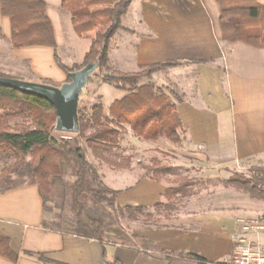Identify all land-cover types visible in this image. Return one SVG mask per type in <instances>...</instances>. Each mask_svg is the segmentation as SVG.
<instances>
[{"label": "crops", "instance_id": "0c3cea01", "mask_svg": "<svg viewBox=\"0 0 264 264\" xmlns=\"http://www.w3.org/2000/svg\"><path fill=\"white\" fill-rule=\"evenodd\" d=\"M44 1L58 54L73 36L84 39L75 32L63 0ZM256 1L264 4V0ZM122 24L110 43L109 63L115 69L137 72L168 59L181 62L154 72L152 79L142 83L162 84L181 97L173 99L184 138L178 144L163 143L166 139L149 141L178 151L207 178L220 175L224 168L264 166V48L223 39L218 1L133 0ZM11 36V22L2 15L0 2V38L11 42ZM12 54L30 60L34 81L58 85L66 80L52 47L24 46L14 48ZM98 171L104 183L118 192L119 206L167 203L166 190L177 186L168 178L153 179L134 167L118 170L106 165ZM231 194L232 201L216 199V208L188 209L170 219L149 222L138 216L136 229L124 232L121 239H109L104 253L97 240L44 228L46 214L39 186L26 182L0 191V235L19 254L15 262L0 255V264H108L105 259L121 264H231L234 235L242 232L241 220L259 214L257 208H242L237 191ZM106 234L110 235L108 229ZM248 237L255 239L251 232ZM24 251L44 253L51 262ZM187 253L205 263L178 256Z\"/></svg>", "mask_w": 264, "mask_h": 264}, {"label": "trees", "instance_id": "16d2710c", "mask_svg": "<svg viewBox=\"0 0 264 264\" xmlns=\"http://www.w3.org/2000/svg\"><path fill=\"white\" fill-rule=\"evenodd\" d=\"M133 0H63L62 7L72 14L75 32L82 36L96 32L89 50L84 57L83 66L96 60L100 61L98 70H106L103 81L125 92V95L113 101L105 112L101 102L90 110H79V131L77 137L56 138L53 130L56 121L55 108L45 99L25 94L10 87L0 85V160L8 162L0 170V191L17 187L23 183L13 179L12 174L31 177L30 183L39 186L44 203V228L71 233L89 240H97L104 249L109 239L106 234L108 224L103 216H93L86 207V200L101 205L103 211H113L118 216L131 220L143 216L153 222L155 213L175 209L174 199L192 194L190 181L175 187H169L165 196L167 203H158L153 207L142 205L119 206L118 192L108 187L97 169L88 161L86 148L101 162L114 169H130L132 156L120 154L121 138L127 127L134 136L144 140L166 139L172 143H181L185 130L173 97H181L172 89L159 87L154 82L142 83L152 79L154 72L181 64L175 59L143 66L137 72H121L109 66L110 43L123 27L122 17L128 11ZM220 7V25L223 39L241 41L248 45L264 48V4L256 0H217ZM3 16L10 19L11 44L15 49L24 46H49L54 50L57 65L66 73L83 66H68L58 54V45L52 22L46 11L44 0H0ZM111 69V72L109 71ZM92 77V76H91ZM16 120V123H12ZM30 156V160H27ZM72 169L75 180L71 184L72 206L75 220L71 231H65L60 223L54 221L53 209L48 210L54 180H61L63 163ZM153 179H161L170 174L172 168L163 166L157 159L151 166L144 167ZM226 186L235 187L264 201V166L250 169V175L234 173L225 179ZM107 208V210H106ZM108 212V211H107ZM44 263L51 262L46 254L24 251ZM0 255L17 261L10 240L0 235ZM205 263L195 254H180ZM108 264H121L117 260H107ZM58 264H65L58 262Z\"/></svg>", "mask_w": 264, "mask_h": 264}, {"label": "rangeland", "instance_id": "374dc122", "mask_svg": "<svg viewBox=\"0 0 264 264\" xmlns=\"http://www.w3.org/2000/svg\"><path fill=\"white\" fill-rule=\"evenodd\" d=\"M68 13L72 17V14L69 11ZM95 35L96 32L94 31L80 36L84 39H79L74 36L70 38V44L67 46L69 48L66 47L64 49L62 47L59 49V54L62 60L66 64H70L69 66H83L84 57L86 54L85 52L89 50L91 42L95 38ZM13 51L14 48L12 47L11 42L6 41V39L4 38H0V75L12 76L26 80H34L33 78H35L36 75L32 71L30 60L19 58L13 55ZM68 55L70 56L69 58ZM109 66L112 70H115V68L112 67L110 63ZM111 69L109 70L110 72ZM107 70L108 69L103 71L97 70V72L92 75L83 92L81 93L79 110H90L96 103L101 102L104 105L106 111L107 107L110 106L113 101L122 98L125 93L124 91L117 89L113 85L103 81V75L104 73H106ZM145 80L146 79L142 81ZM42 82L47 81L44 80ZM161 86L163 85L160 84V87ZM162 88H165V86H163ZM12 123H16V120H12ZM53 135L56 138L77 137L76 132L74 133L59 131L55 129V127L53 130ZM163 143L172 142L168 141ZM80 144L86 150V156L88 161L97 169V171L107 165L106 163H103L99 159H97L93 155V153L86 148V144L84 141H80ZM156 146L160 148L157 149L155 148ZM161 146L162 145H156V143L153 141H144L135 137L130 128L127 127V131L123 132L122 134L121 150L116 151L120 154L131 155L132 167L136 168V170L139 169L147 173L144 167L151 166L152 160L157 159L161 163V165L169 166L172 168L171 173L165 176V178H168L170 182L177 183V186L185 184L187 181H190L192 183V185L189 186V190L190 192H192V194L172 200L173 204L175 205V209L173 210H170L168 212L161 211L159 212V214L153 212L155 213V220L164 219V217H168L170 219L173 215H176L178 213H186L188 209L197 210L204 207L211 209L216 208V199H227L232 201V198H234V196L231 193H233L234 191H237L241 195V199L238 202L243 204L242 208L258 209L259 214H257L253 218L264 217V201L253 198L249 193L238 188L226 186L223 182L225 179L229 178L234 173H243L249 176L250 169L255 166L250 165L245 169L235 168L233 170L224 168L220 170V175L207 178L203 176V174L199 170V167L195 166L196 164H194L190 159L185 158L178 151H174L173 148ZM26 159L30 160V156H27ZM12 161L13 160H9L8 162H6L0 160V170L4 167H7ZM99 175L101 176L100 173ZM12 177L18 182H29L31 180V177L27 174L19 176L15 173L12 174ZM74 180L75 177L72 173L71 167L67 162H64L62 179L53 181L52 193L50 195V200L48 203V210H50L51 208L53 209V214L55 216L54 221L60 223L65 231H71V225L75 220V213L71 204V184ZM220 182L222 183L220 184ZM85 204L86 207H88V211L93 216L104 217L105 222L108 224V232L110 233V235L107 234L108 239H121V235H125L124 232H126V234H129L132 230L136 229L138 225L135 220L128 219L127 217L118 216L113 211L109 212L107 208L106 210L108 212L103 211L101 209V205L96 204L93 201H88V199L86 200ZM177 209H179L178 212L176 211ZM141 243L145 244L146 242L144 240H141Z\"/></svg>", "mask_w": 264, "mask_h": 264}, {"label": "water", "instance_id": "95a60500", "mask_svg": "<svg viewBox=\"0 0 264 264\" xmlns=\"http://www.w3.org/2000/svg\"><path fill=\"white\" fill-rule=\"evenodd\" d=\"M100 65L96 60L69 73V81L55 85L42 81L26 80L0 75V85L25 94L45 99L55 108V129L64 132L79 131V102L81 93Z\"/></svg>", "mask_w": 264, "mask_h": 264}, {"label": "built area", "instance_id": "2783aa9c", "mask_svg": "<svg viewBox=\"0 0 264 264\" xmlns=\"http://www.w3.org/2000/svg\"><path fill=\"white\" fill-rule=\"evenodd\" d=\"M242 232L234 235L231 264H264V217L241 220ZM254 233L250 239L248 233Z\"/></svg>", "mask_w": 264, "mask_h": 264}]
</instances>
